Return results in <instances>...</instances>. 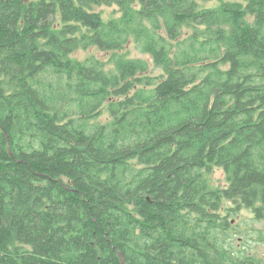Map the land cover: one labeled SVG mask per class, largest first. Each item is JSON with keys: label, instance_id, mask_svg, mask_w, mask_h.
I'll list each match as a JSON object with an SVG mask.
<instances>
[{"label": "trees", "instance_id": "1", "mask_svg": "<svg viewBox=\"0 0 264 264\" xmlns=\"http://www.w3.org/2000/svg\"><path fill=\"white\" fill-rule=\"evenodd\" d=\"M209 1L0 0V264L253 263L226 240L264 221V0Z\"/></svg>", "mask_w": 264, "mask_h": 264}, {"label": "rangeland", "instance_id": "2", "mask_svg": "<svg viewBox=\"0 0 264 264\" xmlns=\"http://www.w3.org/2000/svg\"><path fill=\"white\" fill-rule=\"evenodd\" d=\"M222 2H237L244 4V0H211L206 3H200L204 7H214ZM96 12L102 14L104 18H108L111 15H118L117 8L112 7H96ZM116 12V14H115ZM118 55H125L130 59H140L145 61L150 71L154 75L160 74V70L156 68L148 55L142 53L139 47L130 40L123 48V50L117 52ZM112 53L104 52L96 48H89L86 50H77L72 53L69 58L73 60L83 61L88 57H95L102 61L106 69L113 68L110 64V57ZM108 118L106 110L102 111L99 121L104 122ZM209 182L212 187H224L225 176L221 169L214 168L211 175L209 176ZM230 203H225L224 207H230ZM230 221V229L226 242L232 247V254L239 260L245 258L251 259L252 264H263L264 261V221H257L254 219L253 214L250 210L240 209L238 212L232 214L227 218Z\"/></svg>", "mask_w": 264, "mask_h": 264}]
</instances>
